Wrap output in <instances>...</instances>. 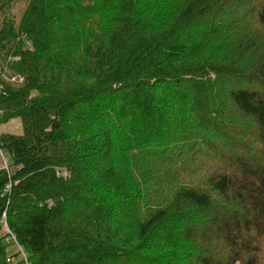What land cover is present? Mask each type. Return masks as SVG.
Segmentation results:
<instances>
[{"label": "trees", "instance_id": "obj_1", "mask_svg": "<svg viewBox=\"0 0 264 264\" xmlns=\"http://www.w3.org/2000/svg\"><path fill=\"white\" fill-rule=\"evenodd\" d=\"M26 1L0 264H264V0Z\"/></svg>", "mask_w": 264, "mask_h": 264}, {"label": "rangeland", "instance_id": "obj_2", "mask_svg": "<svg viewBox=\"0 0 264 264\" xmlns=\"http://www.w3.org/2000/svg\"><path fill=\"white\" fill-rule=\"evenodd\" d=\"M26 3L27 1L26 0H16V2L14 3V5L12 6V8L10 9V14L14 15L16 20L19 19L20 17V13L21 11L24 9V7L26 6ZM7 74H8V78L9 80H11V77L12 75H16L17 77H23L24 79V76L22 74L18 75L17 73H13V72H8L6 70ZM0 130L1 131H11V133H21L23 131V126H22V123L20 121V118L19 117H15L13 119H10L6 122H3L1 123L0 125ZM6 161V157H4V152L3 151H0V167H2V165H7L5 163ZM2 232L4 233V231L2 230ZM1 234V233H0ZM16 249V246L14 245H10V251H13ZM166 252V249L165 247H161L159 249L156 250V253L158 252ZM25 255V253H23V256ZM27 264H30V263H27Z\"/></svg>", "mask_w": 264, "mask_h": 264}, {"label": "built area", "instance_id": "obj_3", "mask_svg": "<svg viewBox=\"0 0 264 264\" xmlns=\"http://www.w3.org/2000/svg\"><path fill=\"white\" fill-rule=\"evenodd\" d=\"M27 45L30 47V48H32L33 47V44H32V42L31 41H27ZM17 57H19V56H17ZM1 64H0V72H2V74L7 78L6 80H9V76H8V74L5 72V70L4 69H2L1 68ZM7 70V69H6ZM18 75H20V74H18ZM11 77V80H9V82H18V81H22L23 80V77H17L16 75H12V76H10ZM0 87H1V84H0ZM5 215H6V212H4V215L2 216V219H3V227H2V230L3 231H6V232H9V233H11L10 232V227H9V225H8V222H7V220L5 219Z\"/></svg>", "mask_w": 264, "mask_h": 264}]
</instances>
